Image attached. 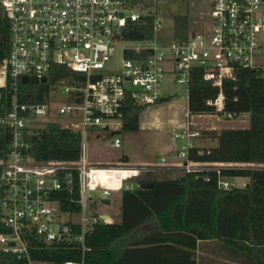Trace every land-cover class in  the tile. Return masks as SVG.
I'll return each mask as SVG.
<instances>
[{
    "label": "built area",
    "instance_id": "built-area-1",
    "mask_svg": "<svg viewBox=\"0 0 264 264\" xmlns=\"http://www.w3.org/2000/svg\"><path fill=\"white\" fill-rule=\"evenodd\" d=\"M210 21L201 32H189L186 41L174 38L170 45L151 40H128L124 31L129 23L144 15L153 17V31L162 22L148 9L132 7L126 0H0V8L9 23L10 44L0 61V138L5 140L0 157V252L31 261L29 250L35 241L46 246L78 245L84 250L85 235L98 223H112L109 216L88 212V193L99 192L101 203L112 193L133 190V180L150 167H92L87 161L85 139L89 128L120 129L127 102L154 106L169 96L159 91L166 74H175L187 98L192 74L199 70L204 81L219 90L206 106L223 110L222 85L233 81L238 70L259 72L257 63L259 37L264 34V0H209ZM122 59L109 68L119 42ZM131 54L132 57H127ZM54 66H63L73 76L49 82ZM36 78L46 85L47 93L39 103L22 102L19 84L22 78ZM45 77L46 82L40 80ZM65 104L55 107L57 99ZM232 119L231 115H222ZM78 120L74 126L58 125L55 118ZM49 124L79 135L80 156L76 162H39L29 153L27 137ZM115 134V133H113ZM199 131L188 123L173 140L184 144L177 153L183 173L215 172L222 190L239 188L220 177L224 164H202L188 160L193 139ZM114 138L111 147L119 149ZM200 150L198 154H202ZM160 163L165 159L161 158ZM155 167V166H154ZM123 171L116 183L108 185L103 173ZM74 174L79 197L72 201L78 213L61 210L57 195L63 190L73 195ZM204 179L209 181V175ZM243 187V186H242ZM67 217L62 220V217ZM77 216L78 221L71 218ZM78 231L75 232L74 229ZM44 263V262H40ZM64 264H83V261Z\"/></svg>",
    "mask_w": 264,
    "mask_h": 264
},
{
    "label": "trees",
    "instance_id": "trees-1",
    "mask_svg": "<svg viewBox=\"0 0 264 264\" xmlns=\"http://www.w3.org/2000/svg\"><path fill=\"white\" fill-rule=\"evenodd\" d=\"M126 1L132 7L147 10L144 6L147 0ZM173 31L174 38L186 41L189 33L187 15L175 17ZM153 33V17L144 15L138 22L128 24L124 36L128 40H151ZM9 44V23L0 8V61L7 56ZM261 72L238 70L235 80L224 81V105L219 113L205 104L207 99L216 98L219 90L204 81L199 70L193 72L188 90L189 115L226 114L232 118L249 115L247 128L224 129L210 135L208 138L217 142L215 148L202 154L195 148L188 152V160L194 163L230 165L220 170V177L247 178L245 186L219 189L215 172H182L179 177L170 179L142 173L133 180L136 185L133 190L120 191L119 220L94 225L85 235L84 250L78 245L46 246L35 241V246L29 250L31 261L48 264L81 261L83 264H196L194 257L199 243L201 253L218 255L222 252L221 256L229 261L264 264L261 260L264 251V77ZM72 74L63 66H54L49 82ZM49 85L19 84L20 101L41 102ZM171 100V96H166L158 99L155 105ZM147 108L127 102L120 130L138 131L139 117ZM27 143L30 155L39 162H76L80 156L79 135L62 130L56 124H49L28 136ZM5 145L1 137L0 157L4 156ZM205 175H209V181L204 179ZM142 183L154 186L141 189ZM77 189L74 174V194L69 195L63 190L57 195L62 211H80V206L71 200L79 197ZM0 264L28 262L0 252Z\"/></svg>",
    "mask_w": 264,
    "mask_h": 264
},
{
    "label": "rangeland",
    "instance_id": "rangeland-1",
    "mask_svg": "<svg viewBox=\"0 0 264 264\" xmlns=\"http://www.w3.org/2000/svg\"><path fill=\"white\" fill-rule=\"evenodd\" d=\"M144 6L148 11L162 22V28L154 32V38L170 45L174 40V19L176 16L187 15L189 18V32H201L210 21L209 0H147ZM260 48L257 54V63L262 66V77H264V34L259 37ZM130 42H119L117 49L111 56L109 68H115L119 65L122 56L121 47L130 46ZM162 94H168L172 100L166 105L150 106L140 115V128L136 132H123L118 128L103 130V128H89L85 139L86 155L89 165L92 167L116 168L120 162L126 160L131 165H150L163 166L168 163L182 162L177 158V153L184 144L182 140L174 142V136L181 131L188 123L192 124L194 130L199 131V138L193 139V145L201 149L210 150L217 145L216 140L208 138L212 134H218L224 129H244L249 125V115L244 114L238 118L227 119L222 115H189L187 111V98L183 86L176 83L175 74H166L162 85L159 88ZM65 104L64 98L57 99L55 107ZM147 110H152L150 121L145 120ZM54 122L58 125L74 126L79 123L78 120H70L66 117L55 118ZM146 122V126H143ZM115 133V134H113ZM114 138L121 142L119 149L111 147ZM205 150H200L204 152ZM161 158L165 159L160 163ZM248 166V165H234ZM158 178L170 179L179 177V173H173L169 176H162L157 171L154 174ZM146 177H149L148 175ZM226 181L234 183L237 187H242L248 182L247 178L236 177L228 178ZM88 212L90 215H120V192H114L108 198L110 204H102L99 192L88 193ZM4 212L0 208V219ZM67 217L63 216L62 220ZM72 221H78L77 216L71 218ZM113 221V219H112ZM209 247V245L207 246ZM200 264H210V258L205 252H200ZM214 260H218L216 257ZM218 262V261H215ZM48 264V263H33Z\"/></svg>",
    "mask_w": 264,
    "mask_h": 264
},
{
    "label": "crops",
    "instance_id": "crops-1",
    "mask_svg": "<svg viewBox=\"0 0 264 264\" xmlns=\"http://www.w3.org/2000/svg\"><path fill=\"white\" fill-rule=\"evenodd\" d=\"M163 105H166V104H163ZM155 106H159V105H155ZM160 106H162V105H160ZM150 111H152V110H149V111L147 110V112L145 113L147 115L144 116L146 118L145 120H147V121H150V119H151L150 115H152L151 114L152 112H150ZM140 124L141 123H140V118H139V128H140ZM143 126H146V122L145 123L143 122ZM193 147L195 149H197V150H205V149H201L199 147H196L194 145H193ZM181 164H182V162H178V163L177 162L176 163L173 162V163H168V164L163 165V166H155V167L154 166H150V165H145V166L138 165L137 166V165H131L126 160H124L123 162H120L117 166L124 165L126 167H129V166H131V167H150V168H148L147 171H145L143 173L144 174H154V173H156L158 171L160 173V175L165 177V176H169V175H171V174H173L175 172L179 173L181 175L182 171H180V169H179ZM246 184H244L243 186H245ZM110 219H111V221H112V219H113V221H118L119 220V216L118 217L117 216H112V218H110ZM199 245L200 244L197 243V249H196L195 257H194V260H195L196 264H199V257H200V255H202V254H200V251H199ZM261 253H262L261 254V260L264 262V251H262ZM221 255H222V252L218 253V255L216 253H213V254L208 253L207 256L211 257L210 258V264H244V263H241L239 261L238 262H233V261L226 260L225 257L223 258ZM215 257L218 260H214ZM215 261H218V262H215Z\"/></svg>",
    "mask_w": 264,
    "mask_h": 264
},
{
    "label": "water",
    "instance_id": "water-1",
    "mask_svg": "<svg viewBox=\"0 0 264 264\" xmlns=\"http://www.w3.org/2000/svg\"><path fill=\"white\" fill-rule=\"evenodd\" d=\"M160 1H168V0H160ZM37 79L36 78H26V77H24V78H22V83L23 84H28V83H30V84H37ZM40 82L41 83H45L46 82V78L45 77H43L41 80H40ZM153 184L152 183H142V184H140V188L141 189H149V188H153ZM102 204H110V201L108 200V199H106V200H103L102 201ZM107 218V216H101V219L102 220H104V219H106Z\"/></svg>",
    "mask_w": 264,
    "mask_h": 264
},
{
    "label": "bare ground",
    "instance_id": "bare-ground-1",
    "mask_svg": "<svg viewBox=\"0 0 264 264\" xmlns=\"http://www.w3.org/2000/svg\"><path fill=\"white\" fill-rule=\"evenodd\" d=\"M104 176L105 182L108 185H113L114 183H116V177L117 176H123L125 175V173L123 171H112V172H106L102 174Z\"/></svg>",
    "mask_w": 264,
    "mask_h": 264
}]
</instances>
